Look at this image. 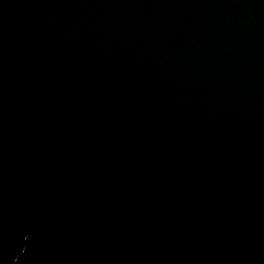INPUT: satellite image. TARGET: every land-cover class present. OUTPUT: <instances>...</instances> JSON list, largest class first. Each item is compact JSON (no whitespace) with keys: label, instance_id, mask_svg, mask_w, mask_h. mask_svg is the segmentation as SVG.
I'll return each mask as SVG.
<instances>
[{"label":"water","instance_id":"1","mask_svg":"<svg viewBox=\"0 0 264 264\" xmlns=\"http://www.w3.org/2000/svg\"><path fill=\"white\" fill-rule=\"evenodd\" d=\"M0 264H264V0H0Z\"/></svg>","mask_w":264,"mask_h":264}]
</instances>
